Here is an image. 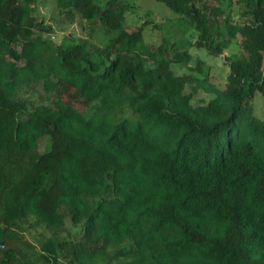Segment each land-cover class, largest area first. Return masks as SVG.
<instances>
[{
	"label": "trees",
	"instance_id": "obj_1",
	"mask_svg": "<svg viewBox=\"0 0 264 264\" xmlns=\"http://www.w3.org/2000/svg\"><path fill=\"white\" fill-rule=\"evenodd\" d=\"M37 1L0 0V264H264V0H56L59 41Z\"/></svg>",
	"mask_w": 264,
	"mask_h": 264
},
{
	"label": "rangeland",
	"instance_id": "obj_2",
	"mask_svg": "<svg viewBox=\"0 0 264 264\" xmlns=\"http://www.w3.org/2000/svg\"><path fill=\"white\" fill-rule=\"evenodd\" d=\"M133 4L138 9V14H130L128 17L131 19L137 20L142 17L144 12H147L148 10H151L154 12V18L153 19L155 22H160L163 23L166 22L167 19L172 18L173 15H171V10L168 9L165 5L163 4H158L157 2L153 0H131ZM38 7H36L34 11V15L38 17V19L43 20L45 19L48 23L53 24L55 27V33L53 36V39L56 41L61 40V37L63 35H68V34H76L77 37L81 38H86L88 36L87 33H83L79 24H74L72 27L68 28L65 24L61 27L57 26L56 23V17L55 14L57 12V9H55L56 5V0H38L37 3ZM175 18V17H174ZM146 20V17H145ZM137 22V21H135ZM134 22V23H135ZM131 24H134L132 21L130 22ZM149 30L146 29L145 32V38L146 42L150 43H157L160 41V33L159 31L152 32L153 35L149 36L148 35ZM150 37V38H149ZM239 40H237L238 42ZM98 42V39H97ZM98 44V43H97ZM238 49L236 44H233L230 49L225 52L223 56L220 57H214L210 54H206L205 52H202L196 48H193L191 50L192 54H194L195 58H199L200 60H203L207 65H210L212 67V70L210 71V82L212 84L221 86L225 82L227 73H228V67L225 64V60L223 57L228 56L232 54L233 52H237L236 50ZM185 71L184 70H178L179 74H183ZM65 98H72L71 94H66ZM210 96L205 92L203 88L200 89L199 93H197L194 97V102L199 104L202 103V101H208ZM50 144L49 139L45 138L40 142V151L44 152L48 149ZM35 234V233H34ZM34 234H27L26 239H29L33 244L38 246V240L39 238L38 235Z\"/></svg>",
	"mask_w": 264,
	"mask_h": 264
},
{
	"label": "water",
	"instance_id": "obj_3",
	"mask_svg": "<svg viewBox=\"0 0 264 264\" xmlns=\"http://www.w3.org/2000/svg\"><path fill=\"white\" fill-rule=\"evenodd\" d=\"M7 246L5 242H0V249H5Z\"/></svg>",
	"mask_w": 264,
	"mask_h": 264
},
{
	"label": "clouds",
	"instance_id": "obj_4",
	"mask_svg": "<svg viewBox=\"0 0 264 264\" xmlns=\"http://www.w3.org/2000/svg\"><path fill=\"white\" fill-rule=\"evenodd\" d=\"M5 244H6V243H5ZM6 246H7V244H6ZM6 248H7V247H6ZM6 248H5V249H6ZM0 250H1V249H0Z\"/></svg>",
	"mask_w": 264,
	"mask_h": 264
}]
</instances>
